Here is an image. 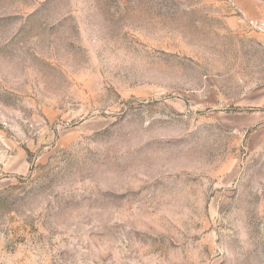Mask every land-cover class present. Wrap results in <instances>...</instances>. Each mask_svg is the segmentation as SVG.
Returning a JSON list of instances; mask_svg holds the SVG:
<instances>
[{
    "label": "rangeland",
    "instance_id": "rangeland-1",
    "mask_svg": "<svg viewBox=\"0 0 264 264\" xmlns=\"http://www.w3.org/2000/svg\"><path fill=\"white\" fill-rule=\"evenodd\" d=\"M0 264H264V0H0Z\"/></svg>",
    "mask_w": 264,
    "mask_h": 264
}]
</instances>
